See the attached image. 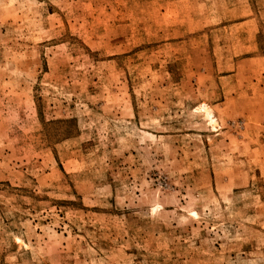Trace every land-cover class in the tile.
<instances>
[{
  "label": "rangeland",
  "instance_id": "obj_1",
  "mask_svg": "<svg viewBox=\"0 0 264 264\" xmlns=\"http://www.w3.org/2000/svg\"><path fill=\"white\" fill-rule=\"evenodd\" d=\"M0 264H264V0H0Z\"/></svg>",
  "mask_w": 264,
  "mask_h": 264
},
{
  "label": "bare ground",
  "instance_id": "obj_2",
  "mask_svg": "<svg viewBox=\"0 0 264 264\" xmlns=\"http://www.w3.org/2000/svg\"><path fill=\"white\" fill-rule=\"evenodd\" d=\"M202 110H204L205 115H206V118L209 119V120H211L212 123H215V120L212 118V114L209 111V109L206 108V106H202Z\"/></svg>",
  "mask_w": 264,
  "mask_h": 264
}]
</instances>
